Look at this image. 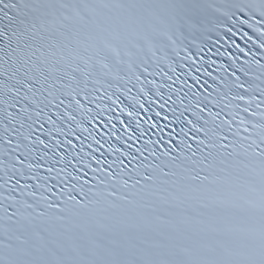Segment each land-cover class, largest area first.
<instances>
[{
  "label": "snow or ice",
  "instance_id": "1",
  "mask_svg": "<svg viewBox=\"0 0 264 264\" xmlns=\"http://www.w3.org/2000/svg\"><path fill=\"white\" fill-rule=\"evenodd\" d=\"M0 264H264V0H0Z\"/></svg>",
  "mask_w": 264,
  "mask_h": 264
}]
</instances>
